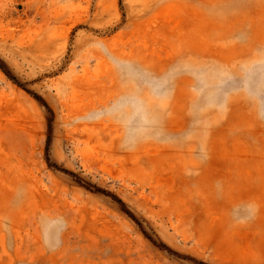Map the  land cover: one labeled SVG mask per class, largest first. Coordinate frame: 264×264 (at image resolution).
Returning a JSON list of instances; mask_svg holds the SVG:
<instances>
[{
	"label": "rangeland",
	"instance_id": "374dc122",
	"mask_svg": "<svg viewBox=\"0 0 264 264\" xmlns=\"http://www.w3.org/2000/svg\"><path fill=\"white\" fill-rule=\"evenodd\" d=\"M0 264H264V0H0Z\"/></svg>",
	"mask_w": 264,
	"mask_h": 264
}]
</instances>
